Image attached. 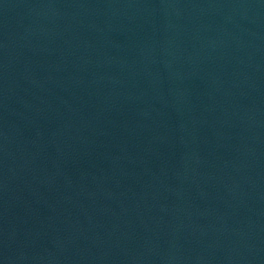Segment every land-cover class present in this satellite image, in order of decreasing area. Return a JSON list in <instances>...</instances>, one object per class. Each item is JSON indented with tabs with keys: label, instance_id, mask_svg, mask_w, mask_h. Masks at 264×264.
<instances>
[{
	"label": "water",
	"instance_id": "95a60500",
	"mask_svg": "<svg viewBox=\"0 0 264 264\" xmlns=\"http://www.w3.org/2000/svg\"><path fill=\"white\" fill-rule=\"evenodd\" d=\"M264 57V0H0V264H155Z\"/></svg>",
	"mask_w": 264,
	"mask_h": 264
}]
</instances>
